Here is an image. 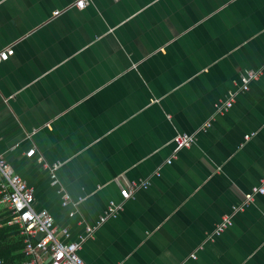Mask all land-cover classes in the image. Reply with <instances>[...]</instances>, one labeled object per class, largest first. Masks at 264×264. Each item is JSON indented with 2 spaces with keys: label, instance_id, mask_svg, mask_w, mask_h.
<instances>
[{
  "label": "crops",
  "instance_id": "crops-1",
  "mask_svg": "<svg viewBox=\"0 0 264 264\" xmlns=\"http://www.w3.org/2000/svg\"><path fill=\"white\" fill-rule=\"evenodd\" d=\"M75 1L0 0V50L15 49L0 65V156L34 188L35 209L77 240L148 181L85 243L88 264H264V196L236 211L264 178V0L66 10ZM249 71L262 74L250 92L215 114ZM178 134L197 141L169 166ZM39 158L85 200L75 217ZM226 217L233 227L210 241Z\"/></svg>",
  "mask_w": 264,
  "mask_h": 264
},
{
  "label": "built area",
  "instance_id": "built-area-1",
  "mask_svg": "<svg viewBox=\"0 0 264 264\" xmlns=\"http://www.w3.org/2000/svg\"><path fill=\"white\" fill-rule=\"evenodd\" d=\"M94 1L95 0H77L66 10L70 8L85 10ZM63 12H65V10H62V12L58 11L56 15ZM14 54V44H10L0 50V65L7 62ZM261 75V71H249L247 75H244L240 79V85H238L237 90L234 93H230L226 101L220 100L215 104V114L224 115L231 110L237 96L241 93L250 92L251 85L257 82ZM210 126L211 122L204 124L201 126L199 132H206ZM250 138H252V136H248L246 140ZM196 141L197 134H178L173 141L175 146L174 154L167 162V165L171 166L174 160L177 159L179 153L191 149ZM35 155L36 150H33L28 154V157L33 158ZM38 162L50 172L52 187L61 189L60 193L63 197V206L65 208L72 207L73 211L70 216L75 217L79 213V208L85 200L80 199L78 202H74L70 195L62 188L57 175L61 165L49 166L43 164V158H39ZM155 176L161 177V174L158 172ZM150 187L151 183L145 181L132 183L129 188L123 189L120 194L122 201L120 203L110 202L104 215L99 218L95 226L88 227L85 235H81L77 240H73L70 229L60 228L57 226L54 216L46 211H38L35 209L34 188H32L21 176L15 173L4 156H0L1 202L7 204L12 211L14 219L10 224H18L22 230V236L25 238L23 253L28 258L25 264H88L81 255L85 243L93 237L102 224L109 218H117L119 216L124 205L133 198L134 193L139 190H146ZM259 195L264 196V178L261 180L259 186L255 187L250 193L244 196L242 203L236 208V211L246 209ZM231 227H233V217H226L216 229L215 233L209 237V240L215 241ZM193 257L196 258L195 255H193ZM0 264L5 263L0 261Z\"/></svg>",
  "mask_w": 264,
  "mask_h": 264
},
{
  "label": "trees",
  "instance_id": "trees-1",
  "mask_svg": "<svg viewBox=\"0 0 264 264\" xmlns=\"http://www.w3.org/2000/svg\"><path fill=\"white\" fill-rule=\"evenodd\" d=\"M1 200L2 196H0ZM8 211L6 209L4 217L0 214V261L5 264H25L28 261L23 253L25 238L18 224L10 226L9 223L13 221L14 216L12 211Z\"/></svg>",
  "mask_w": 264,
  "mask_h": 264
}]
</instances>
